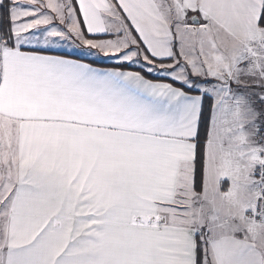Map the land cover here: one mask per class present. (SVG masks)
Masks as SVG:
<instances>
[{
    "label": "snow or ice",
    "instance_id": "6c2138e0",
    "mask_svg": "<svg viewBox=\"0 0 264 264\" xmlns=\"http://www.w3.org/2000/svg\"><path fill=\"white\" fill-rule=\"evenodd\" d=\"M0 264H264V0H0Z\"/></svg>",
    "mask_w": 264,
    "mask_h": 264
}]
</instances>
